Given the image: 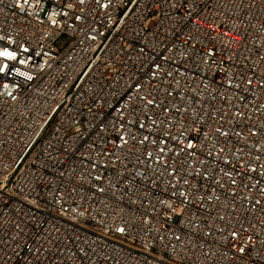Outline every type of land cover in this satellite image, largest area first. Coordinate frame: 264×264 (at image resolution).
<instances>
[{"label":"built area","instance_id":"2783aa9c","mask_svg":"<svg viewBox=\"0 0 264 264\" xmlns=\"http://www.w3.org/2000/svg\"><path fill=\"white\" fill-rule=\"evenodd\" d=\"M4 51L0 264H264V0H0Z\"/></svg>","mask_w":264,"mask_h":264},{"label":"clouds","instance_id":"9594fccd","mask_svg":"<svg viewBox=\"0 0 264 264\" xmlns=\"http://www.w3.org/2000/svg\"><path fill=\"white\" fill-rule=\"evenodd\" d=\"M0 55L7 56L9 58H14V54L13 53H9L7 51L0 52ZM3 71H4V68H0V72H3ZM21 75H23V73H21Z\"/></svg>","mask_w":264,"mask_h":264}]
</instances>
